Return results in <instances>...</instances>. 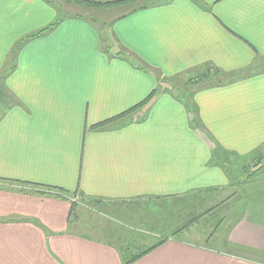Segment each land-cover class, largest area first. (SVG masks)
Here are the masks:
<instances>
[{
  "label": "crops",
  "instance_id": "0c3cea01",
  "mask_svg": "<svg viewBox=\"0 0 264 264\" xmlns=\"http://www.w3.org/2000/svg\"><path fill=\"white\" fill-rule=\"evenodd\" d=\"M62 14L52 0H0V264H124L135 220L167 240L133 264H264V167L254 172L260 216L222 235L253 258L182 237L200 238L192 227L202 202L238 179L227 165L243 171L263 151L264 0H168L116 17L115 42L147 70L104 52L90 20ZM216 69L223 83L185 90L187 99L159 88ZM200 131L223 149L221 164ZM85 201L124 216L117 244L87 235Z\"/></svg>",
  "mask_w": 264,
  "mask_h": 264
},
{
  "label": "rangeland",
  "instance_id": "374dc122",
  "mask_svg": "<svg viewBox=\"0 0 264 264\" xmlns=\"http://www.w3.org/2000/svg\"><path fill=\"white\" fill-rule=\"evenodd\" d=\"M56 3L57 6H61V12L63 13L62 16H82L89 19L95 20V25L102 31L103 26L102 23L107 22L111 23L116 17L123 15L126 12L131 11L134 8H137L139 6H144L148 4H157V3H164L168 0H134L129 1L125 4L118 5V6H108V7H89L86 5H81L76 2H66L65 0H52ZM110 32V31H109ZM112 41V39H111ZM115 42V41H114ZM112 43V42H111ZM117 44V43H116ZM203 74V73H202ZM202 74L193 77V79H197L202 76ZM186 78V77H185ZM225 79V77L223 76ZM180 78H166L160 83V90H166L170 88H175L182 93V98H188L184 95V91H193L201 86V84H189L186 79L179 80ZM173 86V87H172ZM158 90V89H157ZM171 90V89H170ZM263 164V165H262ZM262 165V166H261ZM230 170V173L233 174V176L236 175V173L239 174L237 176V180H234L232 178V185L229 188H226L225 190H221V192L216 191L214 193V196L211 197L208 203H203L201 207H199L197 214L194 215V224H193V230L199 236L200 238H192V236L189 234V236H186L185 234L182 236L183 238L187 239V241L193 242L195 244H203L205 246H211L214 248H218L221 250L230 251L232 253H235L240 256L244 257H251L253 258L255 256V252H245L244 248H240L238 246H232V244L228 243L226 240V244H223V237L222 235L224 232L227 231L228 228L231 229L232 227L239 222L241 217H243L245 214H252L253 218L257 219V216H260V214L254 216L255 211L257 212L258 209L254 208V202L255 199L259 198V192L258 189H262L260 186L261 184L258 182L255 183V179H258V176H255V171H260L262 167H264V161L260 163H254V160H250L245 166L246 169L243 171H239L236 164H228L227 165ZM259 167V168H258ZM260 184V185H259ZM237 185V186H236ZM264 192V191H263ZM207 194H205L206 196ZM243 195V196H241ZM262 196V195H261ZM262 199H264L262 197ZM80 200V199H79ZM227 201V207L225 208V203L223 202ZM254 201V202H253ZM141 204V202L139 203ZM82 210L79 214V220L81 225L87 226L86 227V233L87 235L103 238L104 240H108L109 242L117 244L119 242V239L122 238V233L120 234H113L114 226H118L120 224H125L121 220L117 219L120 217H124L123 215H115L113 211V207L108 206H102L101 203L96 201H89L84 204H81ZM140 207V206H135ZM252 207V208H251ZM132 208V207H131ZM252 209V210H251ZM228 211V213H226ZM124 212V211H123ZM130 212V211H129ZM126 213V212H124ZM141 216H144L142 213ZM225 216L226 223H223L222 217ZM221 219V220H220ZM260 219L264 220V216H260ZM135 220V219H134ZM192 220H189V217H183V222L181 224L182 227H180V230L189 229L190 222ZM121 222V223H119ZM135 225L134 233L136 234L134 236V242L131 243L130 246H125L127 250L130 251V249L134 250L133 246H136L138 243H144V246H148L152 243L158 242L159 239H162V237H166L167 235H161V233L154 234V232L148 230L146 227H142V225L139 224L137 220L133 223ZM79 225V224H77ZM92 226L93 229L90 228ZM214 227L220 228L218 232L216 233V240H210L208 243L205 240L206 235L208 233L212 232ZM147 230L142 233V229ZM80 230V229H79ZM84 231V230H83ZM130 231V230H129ZM132 232V231H131ZM115 233V232H114ZM202 235V236H201ZM221 236V237H220ZM124 237V234H123ZM170 237V236H169ZM191 237V238H190ZM142 239H145L142 241ZM193 240V241H191ZM219 241V242H218ZM122 242H120L121 244ZM123 249V247H122ZM127 251L126 249H124ZM248 251V250H246ZM256 258V257H255Z\"/></svg>",
  "mask_w": 264,
  "mask_h": 264
},
{
  "label": "trees",
  "instance_id": "16d2710c",
  "mask_svg": "<svg viewBox=\"0 0 264 264\" xmlns=\"http://www.w3.org/2000/svg\"><path fill=\"white\" fill-rule=\"evenodd\" d=\"M46 1L51 3V0H46ZM65 1L67 3L68 2L69 3L70 2H73V3L76 2V3H79L81 5H86L89 7L103 8V7H108V6L122 5V4L129 2V1L131 2L134 0H65ZM147 6H149V4L144 5V6H139L137 8L132 9L129 12L124 13L123 15L118 16L117 18H122L128 14H131V13H133L139 9L145 8ZM58 7L61 8L60 5ZM64 17L65 16L63 15V18ZM86 19L90 20V22H92L93 24L95 23L94 19L93 20L89 19V18H86ZM61 20H62V18L59 17L58 19H56L54 22H52L48 26H46L43 29L39 30L38 32L24 38L22 40V43H24L25 41H27L29 39L36 38V37H39L41 35L48 33L49 31L54 29L61 22ZM115 20H113L111 23H107V22L102 23L103 29H102V31H100V41H101L102 49L104 50V52H106L110 55L122 57L123 59H126L130 63L140 67L141 69L147 70L146 66H144L142 64H138L137 62H135L134 59L136 58V55H134V53H132L124 45H120L117 42H114L115 39H114V35L112 33V30H111V27H112ZM111 39H112V41H111ZM16 50L13 51V56H12L13 60L16 59V54H17ZM188 82H189V84L190 83L191 84H201V86H203V87H208V86H214V85L222 84L223 80H221V78H220V72L217 71V69H216V70L204 71L201 77H199L197 79H190ZM159 92H160L159 90L153 91L141 104L137 105L134 108H138V107L146 104L147 102L151 101L155 96L158 95ZM189 111L194 115V117L192 119V125L194 126V128L201 130L202 125H201L199 118L196 116V112H197L196 108L195 107H189ZM124 115H125V113L121 114L117 117H114L113 119L99 123V124L95 125V127H103L105 124H107L109 122H113L115 120H120V118H122ZM200 133L203 135V137L209 143H212V145H213V157H212V159L214 160V163H216L217 165L221 164L218 161V159H220L219 154L221 152H223V149L221 148V146L217 143H213L214 141L211 140L209 134L206 133L205 131H200ZM263 150H264V148H263ZM262 161H264L263 151H261L259 153V156L257 157V160L254 161V163L258 164ZM74 206H75V204H74ZM166 240H167V237H162V239H159L158 242L152 243L148 246H144V245H141V247L133 246V248L135 249V252L133 249L132 250L130 249V251L122 250L123 251L122 258H123L124 264H133L136 260L145 256L146 254H148L149 252H151L152 250H154L155 248L160 246L162 243H164Z\"/></svg>",
  "mask_w": 264,
  "mask_h": 264
},
{
  "label": "built area",
  "instance_id": "2783aa9c",
  "mask_svg": "<svg viewBox=\"0 0 264 264\" xmlns=\"http://www.w3.org/2000/svg\"><path fill=\"white\" fill-rule=\"evenodd\" d=\"M263 159H264V150H263Z\"/></svg>",
  "mask_w": 264,
  "mask_h": 264
}]
</instances>
